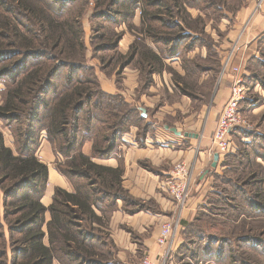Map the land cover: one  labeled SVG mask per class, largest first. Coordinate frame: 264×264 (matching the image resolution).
Returning a JSON list of instances; mask_svg holds the SVG:
<instances>
[{
  "label": "trees",
  "instance_id": "1",
  "mask_svg": "<svg viewBox=\"0 0 264 264\" xmlns=\"http://www.w3.org/2000/svg\"><path fill=\"white\" fill-rule=\"evenodd\" d=\"M76 1L0 0V83L3 85L0 122L10 130L13 139L12 145H6L0 129V264H8V250L12 252L9 264H114L105 261V256L109 259L112 252L104 253L100 249V238L94 231L103 232L100 227L107 214L118 208V201L130 213L154 210L149 206L152 202L132 198L122 188L119 167L99 165L92 160L112 156L122 135L131 127L143 126L137 133L138 140L151 128L144 123L138 107L125 101L121 94L105 92L92 69L85 68L81 7L71 8ZM91 1L93 17L108 22L109 28L97 26L98 29H106L109 34L114 26L128 21L139 6L142 32L156 50L145 42H134L128 54L119 56L118 61L122 66L135 63L141 68L144 72L141 89L151 85L152 74L163 70L165 59L200 46L208 51L205 66L216 73L214 80L219 76L221 58L204 30L210 19L220 22L222 17H227V8L220 6L218 0ZM239 1L231 11L238 9L243 0ZM114 38L117 44L120 35ZM111 44L110 49H115L116 44ZM258 47L259 57L248 61L249 74L243 80L264 89V76L256 73V68L264 71V37ZM251 66H255V71H251ZM211 86L200 93L201 104L210 102ZM43 132L52 151L64 158L57 169L72 188L68 192L56 187L48 207L41 203L48 169L35 154ZM230 135H237V144L242 146L236 148L238 154L234 158L238 166L250 172L242 183L249 190H240V183L235 181L233 195H216L227 206L238 209L237 215L243 217L237 219L236 226L243 224L238 228L241 230L245 222L255 218L264 222V133L239 126ZM240 135L248 141H243ZM87 143H91V150L84 154L82 148ZM232 153L225 155L224 169H229ZM252 158L261 159V164H256L259 170L251 169ZM220 182L231 186L229 179ZM211 194H215L214 188L208 197ZM236 199L238 204H233ZM196 219L195 215L193 221ZM191 224L186 223L181 230L186 241L170 258L176 256L179 262L188 258L185 264H199L200 260L217 264H264L263 233L242 234L233 240L230 236L218 238L198 231L199 236L190 240L186 235ZM234 247L243 249V253L234 251Z\"/></svg>",
  "mask_w": 264,
  "mask_h": 264
},
{
  "label": "crops",
  "instance_id": "2",
  "mask_svg": "<svg viewBox=\"0 0 264 264\" xmlns=\"http://www.w3.org/2000/svg\"><path fill=\"white\" fill-rule=\"evenodd\" d=\"M226 15L227 17L220 22V28L222 31H226V36L223 41L219 42V48H216L215 51L221 61L231 52V65L238 66L239 74L244 78L249 74L246 69L248 60L258 57L257 46L259 40L264 37V0L261 2L260 0H243L235 13L228 12ZM208 24L207 22L204 28L206 32ZM214 34L212 35L216 38L217 35ZM207 53L206 47L200 46L185 51L181 56L169 59V64H165L166 61H164V68L171 66L179 83L173 81L169 72L163 68L161 72L154 74L158 76L161 83L158 84L156 76L153 75L155 83L154 86L149 87L151 91L155 92L160 85L164 86L163 82H165L169 93H171L173 90L169 85V80L178 86L184 82L183 84L187 88H191L185 82L190 77L188 74H191L196 79L192 87L196 88L202 80L210 78L217 83V86L212 93L210 103L208 105L202 103L203 107L198 112L190 111V97L183 92L182 95L181 92L178 93V101L172 104L159 105L157 103L158 112H153L149 108L151 103H156L155 93L152 96L142 94L139 100L136 99L137 101L126 96V93L131 94L137 87L138 76L135 71L131 70L128 71V74L125 73L124 89L120 91L122 94L118 91L119 88L117 89L114 81L100 78L101 88L105 92L120 93L125 101L131 104L135 102L139 105L138 109L144 108L146 114L144 123L150 125L151 128V131H147L145 136L140 139L141 144L137 137V128L134 127L122 135L120 145L112 156L105 159H92L99 165L119 167L122 188L136 199L153 200L157 207V211L139 210L130 213L125 211L121 206V201H118V208L107 214L103 226L112 237L116 248L119 249L117 252L118 264H125L127 254L128 258H132L139 253L140 249L149 256L154 264H160L167 249L157 243L160 226L165 221L178 218L179 226L172 230L171 242L169 240L170 254H173L183 241L181 230L186 223L194 220L197 210L206 201V194L212 191L213 174L218 173L223 161V155L218 154V160L215 166H212L215 153L212 148V136L236 75L230 70L223 75L220 71L219 76L214 80L216 73L205 66L204 60ZM195 59L197 60L195 61ZM161 78L162 80H160ZM184 79L186 80L184 81ZM178 112L184 116L189 114L181 119H175ZM165 117L170 120L163 121L166 119ZM160 122L165 123L159 125ZM172 127L176 128L180 134L172 132L170 129ZM185 133L188 135L186 136ZM40 139L36 153L42 156V161H39L44 163L48 169L47 183L41 203L48 207L52 203V194L56 187L68 192H71L72 188L66 177L56 167V163L63 159L52 151L42 133ZM82 150L84 154H89L91 143L85 144ZM179 161L184 162L191 170L192 181V189L187 203L180 209L168 198L162 187L169 178L168 172L171 170L172 164ZM146 166H150L151 169ZM48 218L49 216L46 215V219ZM131 230L136 231L138 235L132 238Z\"/></svg>",
  "mask_w": 264,
  "mask_h": 264
},
{
  "label": "rangeland",
  "instance_id": "3",
  "mask_svg": "<svg viewBox=\"0 0 264 264\" xmlns=\"http://www.w3.org/2000/svg\"><path fill=\"white\" fill-rule=\"evenodd\" d=\"M218 2H219V5L222 7H224V5H225V7L227 8V10H226L227 13L228 12L229 13H235V11H231L230 9H232L238 3L237 0H229V1L228 0L227 1L226 0H218ZM71 6H72L71 8H73V9L81 7L80 22L82 23V28H83L82 41L84 42V44L86 46L85 60H84L83 64H84L85 68H91L92 69V72L96 76L99 83H100V78H107L109 80H112V81H114L117 89L119 88L118 91L120 92L121 90L123 91V89H124V80L126 77L125 73L128 74V71H131V70L135 71L137 73V76H138L137 87L132 91L131 94L126 93L125 90H124V93H126V96H130L133 100H136V99L139 100V97L142 94H144L146 96L147 95L152 96L155 93L154 96H157L154 99V100H156V103L155 102L151 103V105L149 106V108L153 112H158L157 111L158 110L157 109L158 104L159 105L164 104V103L172 104V103L178 101V93L179 92H181V95H182V92L184 94H187V95H189V94L192 95L193 98L189 95L190 100H191L190 111L191 112H196V111L198 112L203 107V104H201V102L199 101L200 100L199 99L200 93L206 92L209 89L208 86H210L211 84H212V86L210 89L211 90L213 89L212 91H214L215 87L217 86V83L215 81L210 80V78H208V79L202 80L201 84L197 85L196 88H193L192 86L195 84L196 79H195V76L191 75V74H188V75H190V77L187 78V81H185L186 79H184L186 84L188 86H190L191 88H187L185 86V84H183L184 82L181 83L182 85L178 86V85L173 83V81H176L178 83H179V81H177V77L173 74L174 72L171 69L172 67L170 66L169 68H167L165 66L164 69H166V71L169 72V74L171 75V79L173 80V81L169 80V85L171 86V89L173 90L171 93H169L170 91L168 90L167 84L165 82H163V85L165 87L160 85V87L155 92H153L149 89L150 86H154V83H155L154 76H156V75H154L155 73L152 74L151 85H149V87L145 90L141 89V86H142L143 81H144V78H143L144 72H142L141 68L137 67V65L135 63H131L130 65H127V66H122L120 64V62L118 61L119 56H125L128 54L127 52H128L129 46L134 42L135 43L136 42H145L147 45H149L154 50H156L151 39L149 37H146L142 32L141 28H143V26H142L141 18H139V17H141V14H139V11H140L139 6L138 5L136 6V8L134 9L133 15L131 16V18L128 21L122 22L121 24H119L116 27L114 26L111 30V32H112L111 34L106 33V31H107L106 29H98L97 26L108 27V22L105 21L104 18L103 19H96L95 17H93L92 11H93L94 6H93V2L91 0H78ZM200 15L204 17L203 13H200ZM223 19H225V17L224 18L222 17L220 22ZM210 20L211 21H207L209 23L207 34H209V37H210L209 39L211 40V43H212L214 50H217L219 48V42L221 40L223 41V38H225V36H226V31L221 30L220 22H216L212 19H210ZM94 24H95V28H94ZM211 33L212 34L216 33V34H214V35H217L216 38L213 37V35ZM101 34H104L103 36L105 38H102ZM114 35H120V38L117 41V44H116ZM260 40H259V42H260ZM111 42L116 44L115 49H110L109 46L112 45ZM258 50H259V47H258ZM258 57H259V54H258ZM169 59H172V58H169ZM169 59L164 60V61H166L165 64H169ZM196 60L197 59H195V61ZM225 62H226V58L223 57V60L221 61V68L223 67ZM248 63H247V65H248ZM207 64L208 63H205V65H207ZM256 69H257L256 73L259 75V77H263L264 76L263 69H258V68H256ZM251 71H255V66H251ZM165 73L167 74V72H165ZM156 74H158V72ZM156 79H157L156 81H158V84H160L161 82L158 80V76H156ZM160 80H162V78ZM180 81H181V79H180ZM212 81H213V83H212ZM246 86L249 88V91L247 92L245 99L242 102H240L239 108H238L241 116L245 119L246 125L240 126V127H244L246 129H251V130L259 132V133H264V89H262V87L260 85H257V84L254 86L251 84H246ZM2 88H3V85H2V83H0V102L2 100V98H1ZM180 88H181V90H180ZM120 93L122 94V92H120ZM208 104H205V105H208ZM133 105L135 107L139 106V105L135 104V102H133ZM176 114H178V116H176L175 119H181V118L187 116L189 113L185 114V116H184V114H181L180 112H178ZM168 117H165L166 119H164L163 121L170 120V119H168ZM162 123H165V122H160L159 125H162ZM134 127H136V126L131 127L130 130ZM141 127H143V126L138 125V128L136 127L137 133L142 131ZM0 129L1 130L3 129L5 144L9 145V146L12 145L13 139L11 137L12 134H11L10 130L4 128L3 123H1V122H0ZM42 135H44V137H45L44 132L42 133ZM241 136L242 135H240V137ZM236 137H237V135H235V136L230 135L231 142L233 143L232 152L237 151L238 147L240 146V143H239V145L237 144L238 142H237ZM139 139H141V138L139 137ZM242 139L245 142L248 141L243 136H242ZM40 140L41 139L39 138L38 147L40 145ZM236 148H237V150H236ZM239 148L241 149L242 146H240ZM232 152H229V153H232ZM35 154H36V157L42 161V156L38 153H35ZM227 154H225V155H227ZM232 154H233V157L230 158V163H229L230 164L229 166L231 168L229 167V169L228 168L224 169V167H223V161L224 160H223L221 169H219L218 173H215V174H218L219 176L221 175L222 176V177H220L221 179L216 178V176H214V174H213L214 179H213L212 185L215 183V185H213L214 186L213 188L215 190V194H211L209 197L207 195L208 193L206 194L207 196H206V199H205L206 201L204 204H206L207 200H208V202L210 201L209 205H201L199 207V210H197L196 217L198 219H196V221H192L191 226L187 230L188 235H186V236L188 239H190V240L194 239L195 240L200 234V233L199 234L196 233L198 231H201V233L203 232V234H205V235L213 234L214 236H217L218 238L222 237L223 235L230 236V238L233 240H235V238L237 236L242 235V234H247V233H249L250 235H254V233L258 234L259 232L264 234V227L262 226V225H264V222H260L261 220L259 218H255V220L249 221L248 223L245 222L244 228L241 230L238 229L243 224L240 223L238 226H236L238 223L237 219H239L243 216H241V214L237 215V213H238L237 208L232 207V205L227 206L228 204L226 202L224 203V202L220 201L221 200L219 197L220 195L219 196L216 195V194H221V195L225 194L226 196L233 195L234 193H233L232 182L234 183L235 181H238L240 183L239 184L240 190H243V189L249 190L248 189L249 187L243 186L242 183L247 181V175L250 172L247 168H245L243 166H238V162L234 158V155H237L238 151L235 153H232ZM56 155H59V154H56ZM225 155L223 156V159H225L224 158ZM229 156H230V154H229ZM62 159L64 161V158H62ZM226 159H225V161H227ZM253 159L254 158L251 159V165H252L251 169L259 170L257 168L258 166L256 164L257 163L261 164V162H262L261 159L260 158H258L257 160H255V159L253 160ZM63 161L56 163V167L58 164L63 163ZM228 179L231 180V186L229 184H223V182H220L221 180H228ZM162 187H163L164 193L168 196L167 192L164 190V186H162ZM213 188H212V190H213ZM127 194L130 195L129 193H127ZM132 198H134V197H132ZM168 198H169V196H168ZM139 200L146 202V203L152 202L153 205H155V202L153 200H142V199H139ZM233 204H238V200L236 199L233 202ZM153 205L150 204L149 206L154 208V210H155V207ZM223 210H226V212L225 213L222 212ZM113 211H115V210H113ZM201 212L202 213L205 212L204 214H206V215L200 214ZM207 212L208 213L211 212V214L207 215L208 214ZM235 216H238V217H235ZM247 220H248V218H247ZM232 221L235 222V225L232 223ZM235 226L237 228H235ZM122 227H124V226H122ZM100 228L103 230V232L101 231L99 233L98 231H94L95 234L100 238V244H101L100 249L104 253L109 252V251L112 252L111 256H109V259H107V257L105 256V261H108V262L114 263V264H118L117 252L119 251V249L116 248L112 237L109 236V233L104 228V226H101ZM144 234L147 235L148 233H144ZM130 235L133 238L134 236H137L138 233L134 230H131ZM181 235L183 238V241L181 244H183V242L186 241V237H185V234H183V233H181ZM110 243H112L113 246ZM191 248L195 249L196 247L193 246ZM233 249H234V251L236 249V250H238L237 252L243 253V249H241V248L238 249L237 247L236 248L234 247ZM175 251H174V253H175ZM8 253H9V255H8V261H9L8 264H9V263H12V252L10 250H8ZM128 256L129 255L127 254V257L125 259V264H131V263L138 264L144 258L150 259L147 254H144L143 251H141V249L139 250V253L136 256H133L132 258H128ZM168 257L167 258L163 257V259L160 260V264H185L189 260L188 258H186L183 261L179 262L176 256L175 257L171 256L172 258H170V257L168 258ZM226 261L229 262L228 258H226ZM54 264H58V263L55 262ZM153 264H154V262H153ZM199 264H217V263H214V262L212 263L210 261L204 262L203 260H200Z\"/></svg>",
  "mask_w": 264,
  "mask_h": 264
},
{
  "label": "built area",
  "instance_id": "4",
  "mask_svg": "<svg viewBox=\"0 0 264 264\" xmlns=\"http://www.w3.org/2000/svg\"><path fill=\"white\" fill-rule=\"evenodd\" d=\"M231 55L232 54L230 52V54L226 57V62L221 68V74L223 75L230 70L235 73L236 77L231 84L228 99L221 109L212 136L213 151L223 156L233 150V143L230 139L231 131L235 127L246 125L245 119L241 116L238 108L240 102L245 99L246 94L249 91L243 77L239 74V67L231 66ZM191 187V170L182 161L173 163L171 170L169 171V178L164 184V190L167 192L169 198L174 202L177 208L180 209L187 203ZM178 226V218L165 221L160 226L157 243L162 247H167L165 255L163 256L164 258H167L170 255L172 230L176 229ZM138 264H153V262L148 258H144Z\"/></svg>",
  "mask_w": 264,
  "mask_h": 264
},
{
  "label": "water",
  "instance_id": "5",
  "mask_svg": "<svg viewBox=\"0 0 264 264\" xmlns=\"http://www.w3.org/2000/svg\"><path fill=\"white\" fill-rule=\"evenodd\" d=\"M139 110H140V112H141V116L142 117H145L146 116V114H145V109L144 108H139ZM171 130H172V132H174V133H176V134H180V132H178L177 130H176V128H174V127H172V128H170ZM185 135L187 136L188 134H186L185 133ZM218 157H219V155H218V153H214V162L212 163V166H215V163H216V161L218 160Z\"/></svg>",
  "mask_w": 264,
  "mask_h": 264
}]
</instances>
